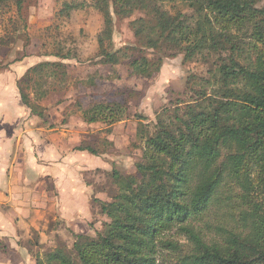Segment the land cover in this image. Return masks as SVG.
Listing matches in <instances>:
<instances>
[{
	"label": "trees",
	"instance_id": "1",
	"mask_svg": "<svg viewBox=\"0 0 264 264\" xmlns=\"http://www.w3.org/2000/svg\"><path fill=\"white\" fill-rule=\"evenodd\" d=\"M91 1L103 18L100 63L119 62L117 52L108 50L112 13L125 17L142 9L153 16L150 24L142 18L133 22L142 48L171 47L185 61L206 63V76L190 75L188 99L178 98L172 109L156 115L137 176L112 170L117 195L94 200L109 219L103 232L75 234L77 260L56 249L37 264H158L161 249L175 258L171 264H264V4L258 5L263 0H180L187 12L169 11L166 0ZM21 5L16 0L19 13ZM74 5L65 4L59 14L68 15ZM49 54L58 60L29 67L17 81L22 103L39 117L43 110L30 101L29 82L36 90L52 77L63 83V60L76 58L60 46ZM156 60L135 58L131 73L151 76L162 64ZM47 93L40 90L38 99ZM123 108L113 102L81 111L88 123H114ZM105 111L109 116H102ZM77 150L97 153L90 146ZM213 206L221 218L204 230L196 221ZM172 231L186 236L188 253L179 255L182 246L167 235Z\"/></svg>",
	"mask_w": 264,
	"mask_h": 264
},
{
	"label": "rangeland",
	"instance_id": "2",
	"mask_svg": "<svg viewBox=\"0 0 264 264\" xmlns=\"http://www.w3.org/2000/svg\"><path fill=\"white\" fill-rule=\"evenodd\" d=\"M65 4H77L74 5L77 8L68 15L59 14ZM163 4L169 11L187 12L180 0H166ZM263 4L264 0L258 5ZM112 15V42L108 50L117 52L119 62L115 65L99 62L97 34L103 18L91 0H22L20 13L16 0L0 2V67L3 71L10 66L23 70L41 61H57L49 53L58 46L76 55L75 59L63 60L67 64L63 83L52 77L36 90L32 89L33 82H29L26 92L32 103L41 106L43 117L32 113L22 103L29 113L22 117L23 130L28 126L37 128L43 134L41 139L45 138L46 131L50 132L51 137L47 136L53 144L51 162L53 166L59 163L63 173L56 181L58 190L53 180L41 187L38 185V194L40 189L46 192V196L40 195L45 202L41 206L42 214H36L32 226L18 240L29 256L21 264H37V259L44 261V255L56 249H62L77 260L73 249L77 240L75 234L95 237L103 232L109 220L94 200L108 202L117 195L112 170L137 176L136 163L142 160L144 138L153 132L156 115L165 107L172 109L178 98L188 99L186 80L190 75L206 76V63L185 61L183 54L171 47L142 48L134 35L133 22L142 18L150 24L153 16L148 11L136 9L125 17ZM141 55L155 62L161 58L160 69L149 77L131 73L130 62ZM46 89V96L38 99V92ZM113 102L124 106L120 121L109 123V119H102L88 123L84 120L81 109ZM102 116H109L108 111ZM88 146L97 153L77 150ZM64 164L71 166L69 173ZM23 170L25 172V168ZM62 180L67 187L62 185ZM220 214L213 206L196 222L207 230L206 225L217 222ZM173 232L167 235L182 246L179 255L188 253L191 244L186 236ZM7 251L8 245L1 241L0 264H18L16 254L9 258L4 256ZM167 252L161 249L158 264L176 262Z\"/></svg>",
	"mask_w": 264,
	"mask_h": 264
},
{
	"label": "crops",
	"instance_id": "3",
	"mask_svg": "<svg viewBox=\"0 0 264 264\" xmlns=\"http://www.w3.org/2000/svg\"><path fill=\"white\" fill-rule=\"evenodd\" d=\"M17 67L0 70V242L8 245L4 256L9 258L16 254L17 262L21 264L29 256L18 240L32 226L36 214L42 212L41 206L45 202L40 195L46 196V192L40 189L38 194V185L41 187L48 180H53L58 190L56 181L63 171L59 163L53 166L51 162L53 144L49 139L50 132L45 130L47 134L41 139L43 134L37 128H22V117H27L29 113L22 104L16 82L28 67L23 70ZM64 166L69 173L71 166ZM61 183L67 187L65 180Z\"/></svg>",
	"mask_w": 264,
	"mask_h": 264
}]
</instances>
